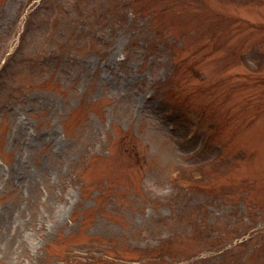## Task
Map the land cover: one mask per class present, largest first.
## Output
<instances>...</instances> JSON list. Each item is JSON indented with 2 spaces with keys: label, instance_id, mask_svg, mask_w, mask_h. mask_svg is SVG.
Wrapping results in <instances>:
<instances>
[{
  "label": "rangeland",
  "instance_id": "rangeland-1",
  "mask_svg": "<svg viewBox=\"0 0 264 264\" xmlns=\"http://www.w3.org/2000/svg\"><path fill=\"white\" fill-rule=\"evenodd\" d=\"M0 264H264V0H0Z\"/></svg>",
  "mask_w": 264,
  "mask_h": 264
}]
</instances>
